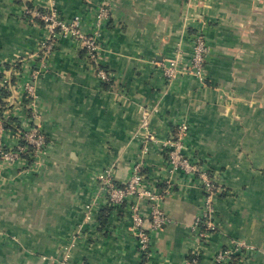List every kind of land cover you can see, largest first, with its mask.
Masks as SVG:
<instances>
[{
	"label": "crops",
	"instance_id": "0c3cea01",
	"mask_svg": "<svg viewBox=\"0 0 264 264\" xmlns=\"http://www.w3.org/2000/svg\"><path fill=\"white\" fill-rule=\"evenodd\" d=\"M203 1L0 0V69L38 53L45 30L35 12L54 8L99 35L94 64L60 37L25 96L47 144L37 164L0 165V264H58L66 253L67 264H217L215 254L228 248L223 264H264V0ZM196 30L209 52L203 78L168 82L162 65L188 62ZM9 119L0 132L5 149L19 140ZM182 124L183 154L207 164L218 188L216 230L205 238L194 225L201 190L170 171L160 143L145 144L147 134L164 141ZM137 165L167 218L144 251L130 211L107 206L96 180L111 169L121 186ZM154 203L130 201L146 229Z\"/></svg>",
	"mask_w": 264,
	"mask_h": 264
},
{
	"label": "built area",
	"instance_id": "2783aa9c",
	"mask_svg": "<svg viewBox=\"0 0 264 264\" xmlns=\"http://www.w3.org/2000/svg\"><path fill=\"white\" fill-rule=\"evenodd\" d=\"M106 10L101 9L99 12V18H105ZM33 16L38 19L45 30V35L40 42L38 53L33 57L21 58L14 64L9 66H1L0 72V93L5 91L7 96L1 99L0 104V132L3 130V122L8 118L16 119L15 127L18 135V142L11 149H5L0 143V165L13 164L18 161L26 160V156L34 157V155L40 156L46 149L45 137L42 132L32 124L34 114H26L28 107V99L25 96H31L33 92L32 82L35 81L37 76L47 66V60L53 53L54 46L60 37H68L76 42L81 50L84 52L86 60L92 64L97 61L98 56V39L97 32L86 33L81 27V20L74 18L70 21L62 20L54 8H50L46 13L40 14L39 12L33 13ZM192 45L191 55L188 62L184 65L179 59L170 60L166 64H163V74L168 80L172 82L179 76L194 75L203 78V67L205 62L206 52V40L203 31L196 30L195 33H191ZM29 75V79L24 80L19 84L20 78L26 73ZM9 79H8V74ZM96 74L101 80L106 81L110 77L109 74L103 70H96ZM13 79V80H12ZM21 85V90L19 88ZM20 91V92H19ZM19 97V100L14 103L13 97ZM21 96V97H20ZM12 105V108L10 106ZM26 112V113H25ZM5 119H1L3 117ZM27 115V117H26ZM143 121L142 126H146L149 118V112L147 110L142 111ZM19 118V119H18ZM19 120V121H18ZM188 127L186 124H182L177 127L170 139L159 141L154 134H147L145 136V144L147 142L157 144L160 143L167 155V161L170 171L181 172L184 176L190 177L197 184L201 190V205L199 208V214L195 219V227L204 228L205 232L200 233V238H205L206 233L216 230L214 223V197L218 192V188L214 178L210 174V170L204 162L198 160L188 159L183 154V142L187 135ZM23 143V144H22ZM147 150V146L144 147ZM140 166L137 165L128 180L121 186L114 183L112 177V170H105L96 175L98 183V192L105 197V202L109 207H125L130 211V216L134 224L135 233L139 239V247L142 251L147 249L150 240V231L158 230L167 221L158 201L160 196L152 193L144 186V176L139 171ZM145 197L153 200V204L149 217L151 219L149 229L144 227V220L138 209L130 204L133 197ZM91 206L87 205L85 208L84 216L86 220L90 219ZM90 221V220H89ZM201 232V231H200ZM77 237H80L79 235ZM84 237V236H82ZM244 244L240 243L235 245L237 248H242ZM233 249L221 250L214 256V260L217 264H223L229 262L232 259ZM69 259V254L66 253ZM66 260V261H67ZM68 262V261H67ZM67 262L65 264H67Z\"/></svg>",
	"mask_w": 264,
	"mask_h": 264
},
{
	"label": "rangeland",
	"instance_id": "374dc122",
	"mask_svg": "<svg viewBox=\"0 0 264 264\" xmlns=\"http://www.w3.org/2000/svg\"><path fill=\"white\" fill-rule=\"evenodd\" d=\"M197 4H198V6H202V7H204V1L202 0H198V2H197ZM206 6H207V3H206ZM209 54V52H208V48H207V46H206V52H205V54H204V56L205 57H207V55ZM2 66V65H1ZM0 72H1V70H0ZM28 72H26L21 78H20V80H22V81H19V84H21V82H24V80H27V79H29V75L27 74ZM9 75H10V73L8 74V79H9ZM19 89H21V85H20V88ZM20 92V91H19ZM20 94H21V92H20ZM21 97V96H20ZM13 100H14V103H16V101L17 100H19V97H16V95L14 94V97H13ZM12 108V105L10 106V108L9 109H11ZM42 156L44 155V154H41ZM41 157V156H40ZM39 156H37V155H34V157H32L31 158V160H32V164H35V162H36V164L39 162V158H40ZM42 158V157H41ZM11 164V163H10ZM9 164V165H10ZM14 164V163H13ZM40 164V163H39ZM43 164V163H42ZM4 165H7V164H4ZM1 166H3V164L1 165ZM77 236V235H76ZM72 244H73V242H72ZM67 256H66V254L64 255L63 254V257H62V260L61 261H59L58 262V264H65L68 260H67ZM67 260V261H66Z\"/></svg>",
	"mask_w": 264,
	"mask_h": 264
},
{
	"label": "trees",
	"instance_id": "16d2710c",
	"mask_svg": "<svg viewBox=\"0 0 264 264\" xmlns=\"http://www.w3.org/2000/svg\"><path fill=\"white\" fill-rule=\"evenodd\" d=\"M40 22V21H39ZM41 23V22H40ZM42 24V23H41ZM83 52V51H82ZM83 55H84V52H83ZM13 80V79H12ZM5 96H7V93L5 92V91H2L1 93H0V104H1V99L2 98H4ZM27 102V100L25 101V103ZM0 115H1V111H0ZM12 123H16V119H14V118H10L9 119V122H8V125H6V129H11V125H13ZM23 144V143H22ZM45 144H47V142H46V140H45ZM24 158H26V160L28 161V160H30L31 161V158L32 157H29V156H26V157H24Z\"/></svg>",
	"mask_w": 264,
	"mask_h": 264
}]
</instances>
